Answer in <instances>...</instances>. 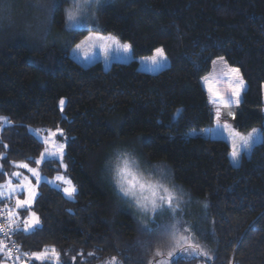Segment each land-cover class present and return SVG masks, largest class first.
Returning <instances> with one entry per match:
<instances>
[{
    "label": "trees",
    "instance_id": "16d2710c",
    "mask_svg": "<svg viewBox=\"0 0 264 264\" xmlns=\"http://www.w3.org/2000/svg\"><path fill=\"white\" fill-rule=\"evenodd\" d=\"M66 4L52 10L56 30L65 25ZM3 14L0 30L7 33L11 14ZM90 31L131 44L134 58L108 67L79 62L70 51ZM158 47L169 65L156 73L141 69L138 58ZM232 68L246 89L239 105L221 108V122L238 131L261 127L264 136V0H119L100 7L96 27L73 30L58 46L37 48L7 36L0 44V118L9 122L0 123V182L13 162H33L42 152L29 126L63 127L69 174L79 190L69 200L41 182L31 209H21L12 226L0 201L7 250L14 245L29 254L27 264H39L30 254L53 247L60 264H110L113 257L118 264H155L161 243L141 231L106 167L121 141L138 140L142 156L168 168L198 207L196 233L203 230L197 237L211 259L175 264H264V143L234 165L229 143L211 135L216 118L201 80L223 90L221 73ZM56 163H43L44 171L52 175ZM31 211L40 226L15 230Z\"/></svg>",
    "mask_w": 264,
    "mask_h": 264
},
{
    "label": "snow or ice",
    "instance_id": "6c2138e0",
    "mask_svg": "<svg viewBox=\"0 0 264 264\" xmlns=\"http://www.w3.org/2000/svg\"><path fill=\"white\" fill-rule=\"evenodd\" d=\"M69 3L70 7L64 9V13L67 19L66 30H74L77 28H87V21L90 19H96L95 11L98 6L106 2V0H60V3ZM7 10L6 0H0V18ZM179 38V37H177ZM107 41L111 40L112 43L119 46V42L114 37H85V41L91 40ZM84 42H82L83 44ZM82 44L77 45L75 50H79ZM125 51L131 50V44L122 45ZM74 50V51H75ZM155 55L150 59L154 65L160 68L166 67L169 64V58L163 48L155 49ZM206 59H210L206 58ZM220 61H224L223 57L218 58ZM195 63V62H193ZM215 63V61H213ZM199 68V65H197ZM238 68H232L228 71L221 73V79L227 80L226 88L221 90L219 87H213V81L210 78L202 77V83L205 84L206 90L209 92L211 99L210 104L214 108V116L216 118V128L218 130L229 129L232 139V152L230 158L234 165H238L240 158L245 150L251 152L253 146L257 143H264V136L259 135V129H253L248 135H241L234 130V126L226 122H221L220 114L221 108H231L233 105H239L240 93L246 89L245 82L239 74ZM64 101H60L61 107ZM182 113V110H178V115ZM0 123L4 126H8L9 122L3 118H0ZM39 130H31L30 132L38 133ZM49 135L47 137H41L45 145L44 151L41 153L40 159L35 163H50L55 160L66 171L67 164L63 163L64 156V144L55 142V137L59 134L63 138V131L57 129L56 132L47 130ZM237 139L239 141V149L237 148ZM7 147V146H5ZM15 163V162H13ZM17 167L26 169L32 177L39 180L40 174L36 168L30 167L28 163H20ZM109 171L112 173V183L116 190L117 195L129 203H133L138 209L145 213H151L153 217V223H156L155 217L163 215L165 212L169 214L170 222L158 225L161 230L162 247L170 249L165 256V253L159 248L155 252V256L161 259L156 260L155 264H175L178 258L193 259L197 257H208L209 253L205 251L199 244H197L192 237V227L187 226L186 222L181 218L183 208H181L182 190L177 191L178 186H167L163 182L154 181L148 178L140 168L139 161L135 158L134 154L128 151H117L114 161H109ZM59 172V169H57ZM0 172H2V166H0ZM15 177H22V172L13 173ZM55 190L60 191L66 199L75 200L78 194V188L73 184L70 177L65 175H57L54 180L47 181ZM7 189V192L4 191ZM17 192H26L25 199H17L16 206L19 209L30 210L34 202L36 192L35 186L32 185L31 180L27 176H23L21 182L17 185H13L11 179L6 184L0 185V197L8 196L9 198ZM205 207L207 205L205 204ZM70 211V210H69ZM12 213L9 212V224H13ZM24 228L20 229L19 225L16 226L17 231H35L40 226V219L35 212H30V215L23 221ZM0 231H4L0 227ZM146 231L152 233L156 229L147 228ZM3 247V246H0ZM29 254H25L28 256ZM34 261H38L39 264H60L59 253L53 247L51 249H44L40 253L30 254ZM88 255H94L89 253ZM110 264H118L113 257Z\"/></svg>",
    "mask_w": 264,
    "mask_h": 264
},
{
    "label": "rangeland",
    "instance_id": "374dc122",
    "mask_svg": "<svg viewBox=\"0 0 264 264\" xmlns=\"http://www.w3.org/2000/svg\"><path fill=\"white\" fill-rule=\"evenodd\" d=\"M117 1L119 0H106V2L103 3L102 5L109 4V3H116ZM6 4H7V10H6L7 13L11 14L9 16V21H8L10 23L9 25L10 29H8L7 33L0 30V44L4 41V39L7 36H10L14 38H20L25 43H28L29 45H32L37 48H45L48 44L58 46L60 44H63L68 39L71 31H73V30H66V24L68 23L66 16H65V25L63 26L62 30H56L53 26V23L51 22L52 10L54 9L55 6L60 4V0H6ZM102 5L98 6L95 11L96 19L94 20L90 19L87 21V25H88L87 29L96 27V25L98 24V12H99L100 7H102ZM68 7H70L69 3H67L64 8H68ZM2 18H5V14H3ZM77 29H83V28H77ZM77 29H74V30H77ZM89 36L106 37V38L114 37L119 42V46L117 44L112 43L111 40L101 41V40L94 39L91 41H85V37H89ZM85 37H83L70 51V55L72 57H74L76 60H78L79 62L85 65H88L95 61H102L103 65L108 67L109 63L114 60L130 61L134 58L132 54V50L125 51L122 47V45L129 44V43L121 42L116 36L112 34H102V33H97L94 31H90L89 33H87ZM82 42L84 43L82 44ZM80 44H82V47L79 50H75L76 46ZM158 48H162V47H158ZM155 54L156 53L154 50L152 54L138 58L140 68L145 71L152 72V73H156L157 71H160L161 69L165 68V67L160 68L157 65H154L152 63L150 58ZM263 93H264V84H263ZM30 129L39 130V131L38 133H33V132H30ZM57 129H60L63 131V138L58 134L55 137V142L65 145L63 163L68 165L66 158H65V151H66V145L69 140V135L66 133V130L63 127H58L56 129H50L48 127H33V126L28 127L29 132L32 133L34 136H36L41 141H42L41 137H47L49 135L47 130L56 132ZM253 129H259L260 130L259 135H262L261 127H253L247 131H238L237 129L234 128L235 132L241 135H248L249 133L252 132ZM231 131L232 130H229V129L218 130L216 127L211 128L212 137L225 139L229 143L231 147V152H232L233 150L232 149V139L230 136ZM43 145L44 147L42 149V152L44 151L45 147H50V145H45L44 143ZM138 146H140V143L138 142V140H126L124 142L121 141L118 145L117 151H128V152L133 153L135 158L139 161L141 170L144 172L146 176H148L149 179L154 180V181L163 182L167 186L175 185L169 177L170 175L168 172V168H166L162 164L159 165V164L149 162L147 159H145L142 156ZM239 147L240 145L237 139V148L239 149ZM41 153L33 159L34 160L33 162H29V161L15 162L13 164V168L9 172H7L6 179L0 182V185L6 184V182L9 179H11L12 184L15 186L21 182V180L23 179V176H27L31 180L32 185L35 186V192L37 195L38 186L40 185L41 182H44V181L47 182V181L54 180V178L58 174L65 175L66 177H70L68 168L65 171L59 163H56L54 165L56 169L52 175L45 172L43 169V162L39 164L35 163L36 160L40 159ZM243 154H248V151L245 150ZM114 160H115V155L110 161H114ZM20 163H28L30 167L36 168L41 178L37 180L35 177H32L31 174L26 169L17 167V165ZM57 169H59V172L57 171ZM17 171L22 172L23 176L19 178L13 176V173ZM110 177L112 179L111 172H110ZM4 191L7 192V189H4ZM177 191L180 192L181 189L178 187ZM26 196H27L26 192H17L14 195H12L10 198L8 196L0 197V201L4 202L2 203V208L7 211L8 215H9V212L13 214L12 219L14 221L16 218L19 217L18 213L21 210L17 208L16 201L17 199L23 200L26 198ZM189 199L190 198L186 195V193L182 191L183 202L181 203L180 206L181 208H183V213H181L180 215H181V218L186 222L187 226H193L192 227V237L194 241L205 250L204 244L199 242L198 237H197V236H200L199 234L204 233L203 230L200 229L199 233H196V228L198 227L197 222L199 221L198 207H196V205L191 203ZM10 200H12V203H13L12 205L9 203H6L7 201H10ZM127 205L135 212V215H136L135 217L137 219V222L139 223L141 231H146L147 228L156 229V231L152 232V234H149V235L154 241L158 240V243H161V240L163 237L162 235H160L161 230L158 228V225L170 222L169 214L165 212L163 215L156 216L155 217L156 223H153V217L150 212L145 213L141 211L133 203L127 202ZM10 226H12V224ZM159 245H160V250L163 251L166 256L167 252L170 249L166 247H162L161 244ZM0 246H3V247H0V264H27L28 263L26 262V260H24L25 257L23 256L16 257V260H12L10 258V253L8 252L5 246L4 239H2L1 237H0ZM19 253H21V251H19ZM159 259L161 258L159 257Z\"/></svg>",
    "mask_w": 264,
    "mask_h": 264
},
{
    "label": "built area",
    "instance_id": "2783aa9c",
    "mask_svg": "<svg viewBox=\"0 0 264 264\" xmlns=\"http://www.w3.org/2000/svg\"><path fill=\"white\" fill-rule=\"evenodd\" d=\"M0 227H2L4 229V231H1V233L4 235V237L6 236V238H9L10 235L7 231V223H6V219H5V211L3 209L0 208ZM6 244L10 245V242L7 240L6 241ZM9 253H10V258L12 260L16 259V257H19V256H23V257H28V256H25L26 253H19L18 249L16 248V246H10L9 247Z\"/></svg>",
    "mask_w": 264,
    "mask_h": 264
}]
</instances>
